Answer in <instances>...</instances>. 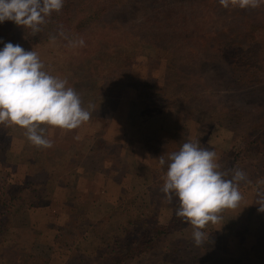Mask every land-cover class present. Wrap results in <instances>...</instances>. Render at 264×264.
<instances>
[{"label":"rangeland","instance_id":"rangeland-1","mask_svg":"<svg viewBox=\"0 0 264 264\" xmlns=\"http://www.w3.org/2000/svg\"><path fill=\"white\" fill-rule=\"evenodd\" d=\"M70 16L58 26L85 47L50 42L56 25L37 39L16 32L5 41L37 51L95 110L77 129L50 131L51 149L0 125V264H112L167 224L149 251L119 263L264 264V213L255 204L264 154L249 161L239 151L234 168L246 169L249 181L243 201L209 223L203 247L160 191L167 168L158 162L199 140L221 170L233 168L225 155L264 121V5L78 0ZM239 49L258 52L263 72L231 67Z\"/></svg>","mask_w":264,"mask_h":264},{"label":"clouds","instance_id":"clouds-1","mask_svg":"<svg viewBox=\"0 0 264 264\" xmlns=\"http://www.w3.org/2000/svg\"><path fill=\"white\" fill-rule=\"evenodd\" d=\"M64 4L65 0H0V24L11 21L36 36ZM219 4L224 9H259L264 0H219ZM58 27L50 42L59 37L70 48L86 46L83 38H71L63 26ZM94 110L91 103L83 106L67 78L46 69L37 51L10 42L0 50V125L23 130L32 146L51 149L50 131L77 129L90 120ZM158 162L167 168L160 191L170 204L177 203L175 215L191 226L194 246L203 247L209 239L205 231L209 223H222L223 211L235 210L243 201L240 187L249 182L247 173L238 168L221 170L217 153L202 147L199 140L184 142ZM256 195L258 212L264 213V189Z\"/></svg>","mask_w":264,"mask_h":264},{"label":"trees","instance_id":"trees-1","mask_svg":"<svg viewBox=\"0 0 264 264\" xmlns=\"http://www.w3.org/2000/svg\"><path fill=\"white\" fill-rule=\"evenodd\" d=\"M76 1L78 0H65V4L61 12L59 14L53 13L52 17L50 18V21L45 26H43V31L38 33L36 36H32L30 31L27 30L25 31V29L16 26L11 21H5L4 23L0 24V45H4L6 39L8 37H12L16 32H19L22 36H27L37 39L42 36L43 32H45L46 27H53L54 25L58 26V24L68 25L71 19L70 15L74 8V4H76ZM241 49L237 50L234 53V55L231 57L230 60H233V64L231 65V67L245 68L248 70H252L254 73H256L255 71L263 72L262 68L260 67V65H258V62L256 60L258 58V52L253 51L246 54L247 51ZM263 118H264V114H263ZM241 150H243V155L249 156L243 160H247V159L249 160L251 158L254 160L259 159L257 157H261V155L264 154V121L254 124L250 128V131L247 133V136L240 137V140L235 141L232 145L231 151L225 155L227 159L229 160L232 159L233 168L234 165L236 164L237 166H239V163L237 161L238 159H240L239 157L241 156L242 152L240 153L239 151ZM244 162L245 161H243L242 164ZM242 170L245 171L246 169H242ZM175 218L176 221L181 222V220L177 218V216H175ZM168 227H169L168 224L166 227L164 226H162L161 228L159 227L158 233L157 230H155L157 229L155 227V229H153L154 235L151 236L148 234L144 239L145 241L141 240L132 243L131 244L132 248H129L127 253H124L123 255L121 254V256L117 255L116 257L117 260L112 262V264H120L119 262L121 259H122L121 261L122 263H125L128 260L130 262L135 259H139L143 254H145L147 251H149L152 248V246L155 244V241L157 240L156 239L157 237H159L160 235L162 236L168 234L169 232Z\"/></svg>","mask_w":264,"mask_h":264}]
</instances>
